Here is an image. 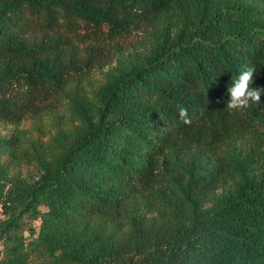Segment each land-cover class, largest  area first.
Wrapping results in <instances>:
<instances>
[{"label": "trees", "instance_id": "16d2710c", "mask_svg": "<svg viewBox=\"0 0 264 264\" xmlns=\"http://www.w3.org/2000/svg\"><path fill=\"white\" fill-rule=\"evenodd\" d=\"M245 64L264 0H0V264H264Z\"/></svg>", "mask_w": 264, "mask_h": 264}, {"label": "clouds", "instance_id": "9594fccd", "mask_svg": "<svg viewBox=\"0 0 264 264\" xmlns=\"http://www.w3.org/2000/svg\"><path fill=\"white\" fill-rule=\"evenodd\" d=\"M256 72L254 65H243L238 76L232 78L231 86L227 88L230 99L227 102V110L241 112L250 107L256 106L261 100V95L264 94V88H252L250 85L253 82V76ZM178 117L185 125H191L194 119L193 115L189 114V110L180 105L177 107Z\"/></svg>", "mask_w": 264, "mask_h": 264}, {"label": "rangeland", "instance_id": "374dc122", "mask_svg": "<svg viewBox=\"0 0 264 264\" xmlns=\"http://www.w3.org/2000/svg\"><path fill=\"white\" fill-rule=\"evenodd\" d=\"M141 39V36L139 35H132L131 37L126 38L123 41V44L126 48H131L132 46L136 45V43ZM3 219V216L0 213V220Z\"/></svg>", "mask_w": 264, "mask_h": 264}]
</instances>
